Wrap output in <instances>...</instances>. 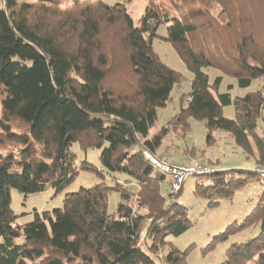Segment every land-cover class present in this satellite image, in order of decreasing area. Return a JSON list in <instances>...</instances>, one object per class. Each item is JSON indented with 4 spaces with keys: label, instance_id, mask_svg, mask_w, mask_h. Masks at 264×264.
I'll use <instances>...</instances> for the list:
<instances>
[{
    "label": "trees",
    "instance_id": "1",
    "mask_svg": "<svg viewBox=\"0 0 264 264\" xmlns=\"http://www.w3.org/2000/svg\"><path fill=\"white\" fill-rule=\"evenodd\" d=\"M32 1L0 0V125L5 132L0 144L20 146L17 153L0 151V264H157L141 248L142 230L152 240L150 251L169 248L166 264H188L187 252L167 240L192 226L188 208L179 202L183 189L166 199L161 193L166 176L144 157V151L158 154L167 129L147 140L150 129L158 109L166 107L174 87L184 81L160 59L153 40L159 27L167 25L163 40L194 74L190 92L180 96L182 107L173 125L187 133L189 119L205 122L209 145L215 130L228 132L246 154L256 148V163L263 165L264 135L258 128L260 121L264 125V0H207V11L182 17L151 3L137 24L127 10L132 0L113 5L67 0L66 6L63 0ZM214 4L220 6L216 15ZM119 66L128 67L135 80L121 90L109 81ZM208 68L235 78L240 88L255 80L262 81V88L233 98L219 92L224 76L210 82ZM231 105L234 120L223 114ZM13 118L27 122V132L12 133ZM75 143L84 151L99 148L107 172L130 177L138 190L129 188V193L105 183L81 187L66 195L63 208L36 212L33 221L16 226L11 191L29 195L68 188L79 172L71 152ZM81 169L92 168L85 163ZM229 173L201 175L208 183L196 185L195 194L216 207L219 199H231L255 182L262 184L263 193L241 225L228 226L218 239L253 226L260 233L232 245L221 264H264V179L255 170H234L236 177ZM112 190L121 195L117 216L108 212ZM134 202L147 213L137 211ZM22 236L25 241L17 243Z\"/></svg>",
    "mask_w": 264,
    "mask_h": 264
},
{
    "label": "rangeland",
    "instance_id": "2",
    "mask_svg": "<svg viewBox=\"0 0 264 264\" xmlns=\"http://www.w3.org/2000/svg\"><path fill=\"white\" fill-rule=\"evenodd\" d=\"M63 1L65 3H63V6H66L70 0H68V2L67 0ZM119 1L120 0H105L108 5L116 4ZM28 2L33 1L28 0ZM151 3L158 6L163 13L180 17L188 15L191 11L197 9H204L207 11L208 8L206 5V3H208L207 0H132L126 5L135 24L138 23L140 18L144 15L146 8ZM211 10L212 13L216 15L220 10V6L214 4ZM166 27L167 25L159 27L158 36L153 40V48L167 66L183 75L184 81L180 85L174 87L171 93V99L166 103V107L158 109L157 122L150 129L147 140H151L156 135L160 134L163 128L167 129L161 140V146L157 154L158 157L173 164H188L192 163L194 160H201L205 164L216 168V170L228 171L231 173L234 170H256L258 167L263 166L255 163L256 158L254 155L259 157L256 148L253 150V154H246L228 132L215 130L213 132L214 143L209 145L206 140L208 137V130L205 122L193 118L189 119V130L187 133L183 131V126L173 125V121L182 107L180 96L190 92L194 74L187 68L173 45L163 40V38L167 36ZM203 32L211 37L206 29ZM195 47L198 49V46ZM117 68L118 70L113 72V76L109 81L113 87L121 90L127 88L135 80L128 67L124 70L120 68V66ZM204 71L207 73L212 84L218 76H224V74L217 69L208 68L204 69ZM230 85L234 87L231 90H229ZM261 86L262 81L255 80L250 87L240 88L235 78L224 76V81L219 88V92H230L233 98L244 97L248 93L259 91L260 88H262ZM223 114L227 119L234 120L236 117L235 107L233 105L224 107ZM2 116L3 110L0 98V119H2ZM9 121L12 133H25L29 128V124L23 120H16L13 118ZM4 133L0 125V141L4 139ZM258 133L260 136L264 135V125L261 121L259 122ZM252 143L254 144L253 140ZM19 147V145L13 142L6 141L0 144V151L3 155L12 151L17 153L20 149ZM137 149L138 147H136L134 151ZM71 152L76 156V166L79 167V172L74 182L68 188L61 192H57L49 187L44 192L29 195H24L16 189L11 191L12 211L18 216L15 223L16 226H25L33 221L36 212L41 214L50 210L53 211L63 208L66 195L77 192L81 187L91 188L97 184L105 183L111 187L121 186L122 188H126L128 192L129 188H131L133 192L138 190L137 183L134 181L131 182L130 177L119 173L107 172L101 164L99 157L101 155V150H99V148L84 151L79 143H75L71 147ZM193 154H195V156H192ZM85 163H88L92 169H81V166ZM231 173L229 174L232 175ZM232 176L236 177L237 175L233 174ZM164 180L165 181L161 184V193L168 199L173 191L171 177L166 176ZM207 183L208 181L200 176L186 178L179 202L188 208L189 212L187 217L192 226L183 235L179 237L170 236L167 239L180 251L187 252L188 264H221L227 259V251L232 245L247 243L260 233V228L258 226H253L252 228L230 234L229 237L224 240L218 239V237L227 230L228 226L235 223L241 225L246 216L253 211L263 193V186L261 183L255 182L252 183V185L250 184L239 189L231 199H219V205L216 207H211L209 199L202 194H195L194 190L196 185H207ZM108 195V212L111 215L117 216V206L121 202L120 192L112 190ZM132 205L140 213H147L146 210L140 209L136 202ZM150 222L151 220L148 219L147 224ZM142 231L140 240L141 248L151 256L157 264H166L164 259L169 252V248L167 246H161L153 252L150 251L152 240L148 238L147 231ZM3 241L4 238L0 237V242ZM24 241V236L16 239V242L19 244ZM211 245H213L212 249L209 248Z\"/></svg>",
    "mask_w": 264,
    "mask_h": 264
},
{
    "label": "built area",
    "instance_id": "3",
    "mask_svg": "<svg viewBox=\"0 0 264 264\" xmlns=\"http://www.w3.org/2000/svg\"><path fill=\"white\" fill-rule=\"evenodd\" d=\"M144 157L155 170L164 176L171 177V185L173 192H178L185 184L186 178L191 176H200L214 173L216 170L202 162L201 160H194L188 164H171L164 161L158 155H154L149 151H144ZM259 176L264 179V164L255 170Z\"/></svg>",
    "mask_w": 264,
    "mask_h": 264
},
{
    "label": "crops",
    "instance_id": "4",
    "mask_svg": "<svg viewBox=\"0 0 264 264\" xmlns=\"http://www.w3.org/2000/svg\"><path fill=\"white\" fill-rule=\"evenodd\" d=\"M254 156H255V158H256V162H257V160H258V157H257V155H254ZM256 162H255V163H256ZM254 168H255V167H254ZM254 168H252V169H254Z\"/></svg>",
    "mask_w": 264,
    "mask_h": 264
}]
</instances>
